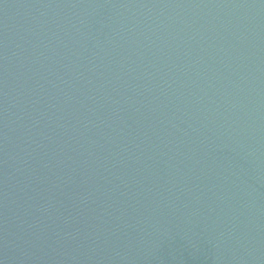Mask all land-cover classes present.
Segmentation results:
<instances>
[{
  "label": "water",
  "instance_id": "95a60500",
  "mask_svg": "<svg viewBox=\"0 0 264 264\" xmlns=\"http://www.w3.org/2000/svg\"><path fill=\"white\" fill-rule=\"evenodd\" d=\"M0 264H264V0H0Z\"/></svg>",
  "mask_w": 264,
  "mask_h": 264
}]
</instances>
